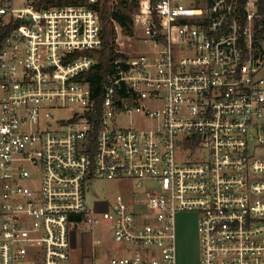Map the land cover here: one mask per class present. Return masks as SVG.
<instances>
[{
  "label": "built area",
  "instance_id": "2783aa9c",
  "mask_svg": "<svg viewBox=\"0 0 264 264\" xmlns=\"http://www.w3.org/2000/svg\"><path fill=\"white\" fill-rule=\"evenodd\" d=\"M98 3L0 0V264H70L82 225L128 247L101 264H178L192 215L198 264H264V0H137L99 93Z\"/></svg>",
  "mask_w": 264,
  "mask_h": 264
},
{
  "label": "rangeland",
  "instance_id": "374dc122",
  "mask_svg": "<svg viewBox=\"0 0 264 264\" xmlns=\"http://www.w3.org/2000/svg\"><path fill=\"white\" fill-rule=\"evenodd\" d=\"M18 7H24V4H17ZM125 14L132 19V28L137 32V7L131 6L125 9ZM134 38L124 37L122 42V51L136 53ZM148 45L140 42L137 45V52L143 51ZM122 124L126 127L133 126L140 128L143 125L142 120L137 115L133 117H121ZM196 159V158H192ZM131 182H117L106 179H95L93 181L95 194L87 193V204L93 208L104 207V201H111L118 194H129L133 187H127ZM133 185V184H132ZM196 216L181 218L179 227V261L178 264H198V243L195 231ZM95 240H107L103 243V247H92V237L87 232L86 226H80L79 229L72 228V244L74 250L72 252L70 264H101L107 257L118 256L124 254L128 247L115 243L112 236H107L104 233H97Z\"/></svg>",
  "mask_w": 264,
  "mask_h": 264
},
{
  "label": "trees",
  "instance_id": "16d2710c",
  "mask_svg": "<svg viewBox=\"0 0 264 264\" xmlns=\"http://www.w3.org/2000/svg\"><path fill=\"white\" fill-rule=\"evenodd\" d=\"M36 5L64 6L83 5L88 0H35ZM137 0H99L96 8L101 15L102 47L91 52L98 60L97 66L89 73V80L96 86V92L101 91L113 60L118 57L116 50L119 48L118 38L134 35L132 19L125 14V9L136 6Z\"/></svg>",
  "mask_w": 264,
  "mask_h": 264
}]
</instances>
